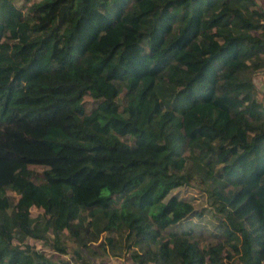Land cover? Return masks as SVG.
Wrapping results in <instances>:
<instances>
[{"label": "trees", "instance_id": "1", "mask_svg": "<svg viewBox=\"0 0 264 264\" xmlns=\"http://www.w3.org/2000/svg\"><path fill=\"white\" fill-rule=\"evenodd\" d=\"M20 1L0 0V264L120 257L123 233L134 264H264V8Z\"/></svg>", "mask_w": 264, "mask_h": 264}, {"label": "rangeland", "instance_id": "2", "mask_svg": "<svg viewBox=\"0 0 264 264\" xmlns=\"http://www.w3.org/2000/svg\"><path fill=\"white\" fill-rule=\"evenodd\" d=\"M255 1L264 8V0H255ZM17 3H21V1L17 0ZM258 72L260 74H258L256 72L252 75V78L254 79V77H257L258 79H256L254 82H256L257 80H259V81H258V83H255V84H257L258 88H263V86H264V83H263L264 82L263 81L264 75L262 74L261 71H258ZM260 95H261V90H257V93L255 91L254 97L256 98V100L262 101V98L264 99V95H262L261 97H260ZM28 169L36 176L33 179V181L39 182L40 181V174L43 171V169L40 167H29ZM35 179H37L38 181H35ZM7 192H10L11 196H13V194H14V191L12 189L7 188ZM179 195H181V197H189L188 195L194 197L196 199L194 202L195 204L199 203L201 200L200 194L197 191H191L190 193L189 192L188 193L187 192H185V193L180 192ZM30 215L32 217H34L35 215H37V211L34 209H31ZM0 216L3 220H7V218L5 217L6 212H5V208H4L2 200H0ZM116 239H118L120 241L121 247L123 248V249L121 248L122 252H121L120 257H115V258L105 257L104 259H101V260L100 259H91V263L92 264H134L132 262V260L130 259V255H129L130 252H129V254H124L125 252H127V249L129 246V244L125 245L126 244V235L123 233L120 238H116ZM36 245L38 247L39 252H41L42 254L48 255V253H47L49 251L48 248H46L45 246L40 245V244H36ZM70 250L71 249H69V251ZM68 258H69L68 256H66L65 258L63 257V259H65V260Z\"/></svg>", "mask_w": 264, "mask_h": 264}, {"label": "crops", "instance_id": "3", "mask_svg": "<svg viewBox=\"0 0 264 264\" xmlns=\"http://www.w3.org/2000/svg\"><path fill=\"white\" fill-rule=\"evenodd\" d=\"M262 72V74L264 75V72L263 71H261ZM258 74H260L259 72H257ZM256 79H258L257 77H254V79L252 78V82H253V84H254V88H255V91H256V93H257V90H261V95H260V97L262 96V95H264V86H263V88H258V86H257V84H255V83H258V81L259 80H257L256 82H254ZM263 81H264V79H263ZM264 83V82H263ZM259 95V94H258ZM260 101V100H259ZM263 101V102H262ZM262 101H260V102H262V105L264 106V99L262 98Z\"/></svg>", "mask_w": 264, "mask_h": 264}]
</instances>
